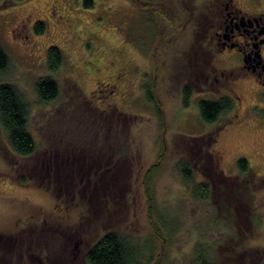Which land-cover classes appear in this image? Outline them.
I'll use <instances>...</instances> for the list:
<instances>
[{
  "label": "rangeland",
  "instance_id": "374dc122",
  "mask_svg": "<svg viewBox=\"0 0 264 264\" xmlns=\"http://www.w3.org/2000/svg\"><path fill=\"white\" fill-rule=\"evenodd\" d=\"M216 1L0 0V83L25 97L37 144L20 157L0 121V264H89L112 231L138 264H264V99L252 83H210L238 63L208 49ZM51 46L64 55L53 74ZM49 76L59 97L41 104ZM224 95L234 110L206 122L200 101ZM181 160L210 183L208 200L185 185Z\"/></svg>",
  "mask_w": 264,
  "mask_h": 264
},
{
  "label": "trees",
  "instance_id": "16d2710c",
  "mask_svg": "<svg viewBox=\"0 0 264 264\" xmlns=\"http://www.w3.org/2000/svg\"><path fill=\"white\" fill-rule=\"evenodd\" d=\"M36 30L37 32L45 30V23L38 22ZM63 62L64 55L61 49L57 46H51L47 58L49 72L52 74L58 72ZM9 65L10 58L0 44V74L4 73ZM209 67L213 69L210 62ZM145 88L148 99L155 103L158 115L163 120L164 114L161 105H158L154 90L150 88L149 84ZM59 91L58 82L52 76L41 78L36 84V92L41 104H47L57 100ZM194 91L195 87L191 84H187L184 87V104L186 106H189ZM199 107L203 119L208 123H215L220 120L223 114L230 113L234 110L235 100L229 95H224L218 100H201ZM29 119V104L21 92L9 83H0V121L5 129L8 130L12 150L20 157H29L37 149L36 141L29 130ZM209 154L210 156H208L216 160V165L218 166L219 159H217V156L214 157L213 152ZM156 165L153 167H157ZM239 166L241 172L247 173L249 171L247 159L241 158L239 160ZM178 170L185 185L192 189L193 195L198 199L208 200L211 195L210 183H196L194 170L185 160H181L178 163ZM137 256V249L118 232L112 231L105 234L89 250L87 259L89 264H138Z\"/></svg>",
  "mask_w": 264,
  "mask_h": 264
},
{
  "label": "flooded vegetation",
  "instance_id": "af4514ba",
  "mask_svg": "<svg viewBox=\"0 0 264 264\" xmlns=\"http://www.w3.org/2000/svg\"><path fill=\"white\" fill-rule=\"evenodd\" d=\"M216 4V22L204 30L208 49L210 53H235L238 63L232 69L221 71L220 75L215 74L210 83L229 80L252 83L260 89L264 99V0H217ZM207 64L210 75L213 69L209 62Z\"/></svg>",
  "mask_w": 264,
  "mask_h": 264
},
{
  "label": "bare ground",
  "instance_id": "6f19581e",
  "mask_svg": "<svg viewBox=\"0 0 264 264\" xmlns=\"http://www.w3.org/2000/svg\"><path fill=\"white\" fill-rule=\"evenodd\" d=\"M48 5V3H45L44 5H43V7H46Z\"/></svg>",
  "mask_w": 264,
  "mask_h": 264
}]
</instances>
